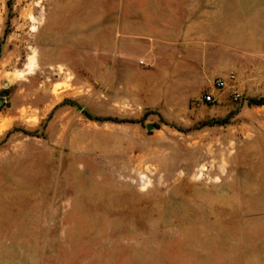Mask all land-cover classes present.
<instances>
[{
    "label": "rangeland",
    "instance_id": "1",
    "mask_svg": "<svg viewBox=\"0 0 264 264\" xmlns=\"http://www.w3.org/2000/svg\"><path fill=\"white\" fill-rule=\"evenodd\" d=\"M224 38L213 104L131 63ZM263 96L264 0H0V264H264Z\"/></svg>",
    "mask_w": 264,
    "mask_h": 264
},
{
    "label": "crops",
    "instance_id": "2",
    "mask_svg": "<svg viewBox=\"0 0 264 264\" xmlns=\"http://www.w3.org/2000/svg\"><path fill=\"white\" fill-rule=\"evenodd\" d=\"M134 53L133 68L137 62H142L150 66L144 74L156 79L150 81L148 87L158 93V106L178 108L182 112L194 102L204 103L205 95L212 94L217 101L221 90L243 84L238 71L243 59L230 50L227 38L213 45L162 39L158 43H147ZM218 80L226 83L223 89L215 86Z\"/></svg>",
    "mask_w": 264,
    "mask_h": 264
},
{
    "label": "built area",
    "instance_id": "3",
    "mask_svg": "<svg viewBox=\"0 0 264 264\" xmlns=\"http://www.w3.org/2000/svg\"><path fill=\"white\" fill-rule=\"evenodd\" d=\"M231 79H234V77H231ZM215 86L219 89H223L226 86V83L223 80H218L216 81ZM203 102L206 104H213L215 102L214 96L212 94L205 95L203 97Z\"/></svg>",
    "mask_w": 264,
    "mask_h": 264
},
{
    "label": "trees",
    "instance_id": "4",
    "mask_svg": "<svg viewBox=\"0 0 264 264\" xmlns=\"http://www.w3.org/2000/svg\"><path fill=\"white\" fill-rule=\"evenodd\" d=\"M9 3H10V2H9ZM9 3H8V4H9ZM250 104H251V105H256V106H264V97L251 99V100H250ZM105 120L110 121L111 119H105ZM227 120H228L227 118H224V119L221 120V121H217V123H218L219 125H224V124L227 123ZM208 124H209V122L206 123V125H208Z\"/></svg>",
    "mask_w": 264,
    "mask_h": 264
},
{
    "label": "water",
    "instance_id": "5",
    "mask_svg": "<svg viewBox=\"0 0 264 264\" xmlns=\"http://www.w3.org/2000/svg\"><path fill=\"white\" fill-rule=\"evenodd\" d=\"M3 103H4V102H3L2 100H0V106L3 105ZM147 129H148L149 131H151V130L154 129V126H153V125H148V126H147Z\"/></svg>",
    "mask_w": 264,
    "mask_h": 264
}]
</instances>
